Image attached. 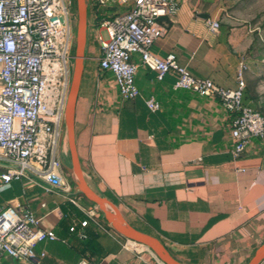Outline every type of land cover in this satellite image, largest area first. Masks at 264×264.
<instances>
[{
	"label": "crops",
	"instance_id": "1",
	"mask_svg": "<svg viewBox=\"0 0 264 264\" xmlns=\"http://www.w3.org/2000/svg\"><path fill=\"white\" fill-rule=\"evenodd\" d=\"M178 1V13L161 18L167 31L153 44L155 55L175 53L195 76L226 88L237 87L240 63L245 62L244 102L264 113L261 34L250 24L222 20V0ZM87 4L73 127L87 184L129 224L158 238L185 264H248L264 244V138H252L235 157L232 113L219 99L175 88L174 74L159 80L144 65L136 76L141 94L125 100L114 74L99 66V36L105 39L107 32L100 21L97 28L90 0ZM106 12L102 10V18ZM207 18L220 20L217 32L208 30ZM133 59L140 63L138 54ZM150 96L161 103L159 110L147 106ZM59 153L61 162L46 178L24 176L0 186V211L28 206L41 227L58 236L45 235L35 244L38 255L45 252L42 264H163L146 246L115 231L100 206L78 191L72 158L64 150ZM4 170L0 161V172ZM50 180L61 184L48 191ZM72 196L84 208L70 202ZM94 204L99 209L92 216ZM0 264L31 263L2 253Z\"/></svg>",
	"mask_w": 264,
	"mask_h": 264
},
{
	"label": "built area",
	"instance_id": "2",
	"mask_svg": "<svg viewBox=\"0 0 264 264\" xmlns=\"http://www.w3.org/2000/svg\"><path fill=\"white\" fill-rule=\"evenodd\" d=\"M73 4V0H0V161L5 166L0 186L24 176L46 178L61 162L60 143L75 65ZM90 8L96 18L100 10L109 11L99 24L107 32V38L99 36L103 49L99 66L114 74L125 100L141 94L136 76L144 65L154 70L159 80L174 74L175 88L219 99L232 113L235 157L252 138H264V113L244 102L245 62L240 63L237 87L226 88L195 76L175 53L162 57L152 51L155 41L167 31L161 18L178 13V0H90ZM205 24L213 32L221 27L216 18H207ZM134 54L140 56V63L133 59ZM146 104L153 111L161 108L154 96L147 98ZM60 184L50 180L46 189L53 191ZM68 200L84 208L78 197ZM97 209L94 204L90 214L95 215ZM87 224L88 220L82 221L83 227ZM70 229L76 230L75 226ZM45 235L58 238L41 227L40 218L28 206H7L0 211V254L42 264L45 252L38 255L35 244Z\"/></svg>",
	"mask_w": 264,
	"mask_h": 264
},
{
	"label": "water",
	"instance_id": "3",
	"mask_svg": "<svg viewBox=\"0 0 264 264\" xmlns=\"http://www.w3.org/2000/svg\"><path fill=\"white\" fill-rule=\"evenodd\" d=\"M78 13V26L76 32V53L75 65L73 69V77L69 92V97L65 112V126L68 132L69 148L72 158V169L77 176L78 191L83 193L89 200L98 204L103 211L106 220L112 227L122 236L146 246L151 250L163 264H185L176 259L166 246L156 237L142 232L131 224H129L117 211V209L109 203L107 199L97 194L87 184L80 159L78 156L74 119L76 111V103L80 90V83L84 69L85 47L87 42V27L89 21L88 0H76ZM264 261V244H262L249 261L248 264H261Z\"/></svg>",
	"mask_w": 264,
	"mask_h": 264
},
{
	"label": "rangeland",
	"instance_id": "4",
	"mask_svg": "<svg viewBox=\"0 0 264 264\" xmlns=\"http://www.w3.org/2000/svg\"><path fill=\"white\" fill-rule=\"evenodd\" d=\"M76 0H73V2ZM74 8V4H73ZM72 8V9H73ZM77 8V7H76ZM74 9L72 15V24L74 28V48L76 52V32L78 26V13ZM89 9V8H88ZM90 11V10H89ZM221 19L232 21L234 23L250 24L256 32L261 34L264 40V0H222ZM264 43V41H263ZM75 54V53H74ZM61 150H64L71 158L68 132L64 129L63 140H61Z\"/></svg>",
	"mask_w": 264,
	"mask_h": 264
},
{
	"label": "trees",
	"instance_id": "5",
	"mask_svg": "<svg viewBox=\"0 0 264 264\" xmlns=\"http://www.w3.org/2000/svg\"><path fill=\"white\" fill-rule=\"evenodd\" d=\"M76 7H77V3H76V1H74V8H73V9H75ZM101 13H102L101 10L97 13V14H99V17L96 18L97 25H98V21H101V20H102ZM98 19H99V20H98ZM99 24H100V22H99ZM73 53H75V48L73 49Z\"/></svg>",
	"mask_w": 264,
	"mask_h": 264
},
{
	"label": "bare ground",
	"instance_id": "6",
	"mask_svg": "<svg viewBox=\"0 0 264 264\" xmlns=\"http://www.w3.org/2000/svg\"><path fill=\"white\" fill-rule=\"evenodd\" d=\"M55 177V175L53 176V178ZM57 177V176H56Z\"/></svg>",
	"mask_w": 264,
	"mask_h": 264
}]
</instances>
